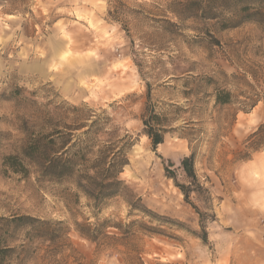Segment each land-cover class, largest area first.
Segmentation results:
<instances>
[{
  "label": "rangeland",
  "instance_id": "1",
  "mask_svg": "<svg viewBox=\"0 0 264 264\" xmlns=\"http://www.w3.org/2000/svg\"><path fill=\"white\" fill-rule=\"evenodd\" d=\"M190 1L0 0L3 264H264V144L251 145L264 29L180 21ZM144 120L164 131L156 149ZM52 130L78 139L90 175L98 151L123 146L119 193L95 200L105 194L78 188L79 172L42 178L21 149Z\"/></svg>",
  "mask_w": 264,
  "mask_h": 264
},
{
  "label": "trees",
  "instance_id": "2",
  "mask_svg": "<svg viewBox=\"0 0 264 264\" xmlns=\"http://www.w3.org/2000/svg\"><path fill=\"white\" fill-rule=\"evenodd\" d=\"M182 10L175 12L177 19L186 20L190 17H199L207 20H221V28H235L245 22H254L264 29V0H195L181 4ZM193 9V10H191ZM226 14L229 17H226ZM226 17V18H225ZM229 94L224 96H217L216 102L226 104L229 102ZM153 120V119H152ZM149 121L144 120L143 125L149 127L145 131L146 136L150 139L153 149L163 143V130L148 126ZM97 125V121L93 120L90 124H84L81 128L86 127L87 130L82 133L83 136H88L92 129ZM80 129V128H78ZM76 129V130H78ZM71 135L63 133L58 130H52L47 135L40 134L38 136L29 137V140L21 149V156L28 160L34 166L37 173L42 178L60 181L65 177L74 176L76 173H83L78 175L77 187L83 190L86 194H90L89 187H95L98 194H105L102 197L94 198L97 201L100 199L109 198L119 193L122 182L118 176L126 165L124 158V147L121 146L116 151H107L102 148L98 151L96 157L88 168L93 169L92 175L87 171V152L77 151L79 142L67 141ZM251 145L256 149L264 144V124L259 126L257 131L252 134ZM85 169H78V167ZM173 164L168 162L165 171L174 179V176L168 170ZM180 167L184 172L185 177L189 182H196V175L194 172V157L190 155L184 157L180 161ZM86 170V171H85ZM84 182V183H83ZM176 186L183 193L185 200L188 201L189 188L184 185L176 184ZM107 191V192H105ZM196 213L203 218L201 212L195 208ZM202 236L200 237L203 243H206L205 227L201 224ZM8 249L0 250V264L4 263L5 254Z\"/></svg>",
  "mask_w": 264,
  "mask_h": 264
}]
</instances>
